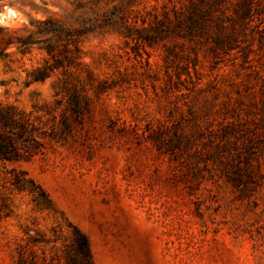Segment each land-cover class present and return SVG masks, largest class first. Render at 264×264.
I'll list each match as a JSON object with an SVG mask.
<instances>
[{
  "label": "rangeland",
  "instance_id": "obj_1",
  "mask_svg": "<svg viewBox=\"0 0 264 264\" xmlns=\"http://www.w3.org/2000/svg\"><path fill=\"white\" fill-rule=\"evenodd\" d=\"M72 1L0 0V27L22 28L45 10L67 14ZM138 2L141 15L178 7ZM171 44L137 47L112 31L85 38L82 62L102 91L74 71L27 84L45 54L6 49L0 104L23 114L34 141L20 160L0 162V264H77L75 230L87 238L91 264H264V137L239 148L238 160L235 146L215 154L217 146L246 141L210 136L229 121L223 102L244 121L264 66L255 63L258 76L238 62L212 70L204 47L183 41L166 61ZM171 61L191 73L177 89ZM71 86L87 98L78 114ZM192 133L201 156L162 146Z\"/></svg>",
  "mask_w": 264,
  "mask_h": 264
},
{
  "label": "trees",
  "instance_id": "obj_2",
  "mask_svg": "<svg viewBox=\"0 0 264 264\" xmlns=\"http://www.w3.org/2000/svg\"><path fill=\"white\" fill-rule=\"evenodd\" d=\"M166 1L172 3L174 0ZM175 1L178 7L164 9L160 14L147 12L141 15L137 9L138 0H122L110 7L108 4L111 0H74L69 3L72 10L67 14L65 11L60 14L45 10L44 17H31L22 28L0 27V43L4 45L0 50V58L8 56L6 49L10 46H15L21 55L37 50L43 52L45 57L40 65L27 73V84L43 82L58 71L66 75L74 71L78 75L84 73L88 84L96 91H102V83L97 82L93 86L94 78L82 62V43L90 35L112 31L123 38L126 44L133 43L137 47L165 46L173 42L165 50L166 61L172 56L176 57L174 43L183 41L204 47L212 70H218L226 61H230L231 65L238 62L241 69L250 71L249 75L255 73L258 76L260 71L255 63L260 69L264 66V0ZM171 64L175 67L174 88L177 89L185 81L181 76L185 75L190 81L191 73L187 65L173 61ZM191 64L196 75L197 56ZM65 90L72 111L78 114L80 100L86 103L87 98L79 95L76 86ZM259 95L257 100L253 98L246 105L243 122L237 119L234 106H229L228 101L222 103L220 111L225 112L223 116L229 118V121L218 130V134L212 133L210 136L218 138L220 142L229 136L236 138L235 141L242 139L246 142L230 144L225 141L226 144L217 146L215 154L224 152L223 148L227 145H233L239 160V148H251L253 139L264 137V83L259 88ZM249 115L253 118L249 119ZM249 123L251 127H246ZM197 134L199 136L201 132ZM33 141L32 128H29L23 114L11 106L0 104V162L20 160L22 152L27 151L28 144ZM195 142L196 134H175L173 139L162 141V146L171 153H174L173 150L180 153L193 150V155L201 156ZM224 158L219 160L221 165L226 162ZM73 245L77 264H91L87 238L78 230L73 233Z\"/></svg>",
  "mask_w": 264,
  "mask_h": 264
},
{
  "label": "clouds",
  "instance_id": "obj_3",
  "mask_svg": "<svg viewBox=\"0 0 264 264\" xmlns=\"http://www.w3.org/2000/svg\"><path fill=\"white\" fill-rule=\"evenodd\" d=\"M6 11H7V10H6ZM7 15L10 17V16L15 15V13H13V12H11V11H8V12H7Z\"/></svg>",
  "mask_w": 264,
  "mask_h": 264
}]
</instances>
